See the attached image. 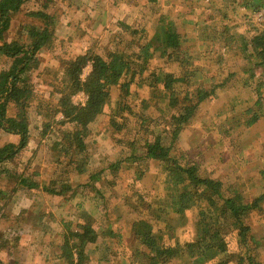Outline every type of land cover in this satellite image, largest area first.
Returning <instances> with one entry per match:
<instances>
[{"label":"trees","instance_id":"obj_1","mask_svg":"<svg viewBox=\"0 0 264 264\" xmlns=\"http://www.w3.org/2000/svg\"><path fill=\"white\" fill-rule=\"evenodd\" d=\"M121 1L117 0L118 5L124 6ZM59 2L70 7L73 0L0 1V61L3 63L0 71V198L6 199L5 204L0 202V211L8 209L13 197L24 188L43 185L65 196L70 191L72 197L83 192L84 199L89 197L86 191L92 190L108 205L99 186L101 182L105 184L104 172L111 170L119 176L125 169H133L127 165L130 162L138 166L133 171L137 179L142 180L151 167V164L141 166L142 162L152 161L169 191L168 203L156 194L152 201L155 212H174L175 220L170 223V218L157 212L158 220L152 223L145 218L148 211L135 219L132 236L138 244L136 261L131 264H170L174 257L178 263L182 260L187 264H263L261 242L250 221L252 212L264 201V192L250 197L245 183L212 175L187 150L179 148L181 130L199 115L202 103L214 96L216 89L198 85L186 94L176 89L177 75L191 74V54L185 34L176 22L167 15H160L155 24L128 25L127 32L119 33V42L112 41L103 48L92 47L72 55L70 41L58 34L61 13L55 10L54 4ZM228 2L234 8L244 6L251 14L264 13V0ZM23 11L26 19L21 27L26 40L12 39L9 35L14 17ZM251 27L253 35L251 43L245 46V53L251 61L264 66V20L259 24L254 21ZM43 52H50L57 60L55 66L46 68L49 78L46 92L38 90L34 75ZM163 56H177L178 71L163 70L155 62ZM89 64L92 71L84 80L82 75ZM141 84L148 86V97L140 95ZM81 91L90 94L86 104L73 99ZM254 91L258 95L255 105L264 113V82ZM154 103L165 117L166 126L158 131L151 128L153 122L157 128L163 123L147 113ZM32 107H36L43 118L41 136L53 133L54 151L64 156V160L55 162L54 177L45 179L43 184H40L42 180L27 177L19 166L11 163L33 139ZM245 112L253 115L247 126L256 123L261 115L251 104L245 106ZM106 114L110 116L113 135L129 132L138 135L129 143L127 155L99 169L89 149V139L93 125ZM58 125L63 127L60 134L56 129ZM2 131L19 136V142L7 141L9 136L2 135ZM27 207L22 217L13 218L22 221L29 212ZM7 217V214L0 216V222H6ZM93 222L94 217L90 215L75 224L63 219L62 239L57 243L55 259L62 264H89L90 245H99L100 238ZM179 226L183 231L177 236ZM8 231L14 237L19 233L13 229ZM106 232L103 246L109 251L113 247L111 241L119 239L121 231L109 224ZM10 239L12 237L0 230L2 243H9ZM140 255L144 258L137 262Z\"/></svg>","mask_w":264,"mask_h":264},{"label":"rangeland","instance_id":"obj_2","mask_svg":"<svg viewBox=\"0 0 264 264\" xmlns=\"http://www.w3.org/2000/svg\"><path fill=\"white\" fill-rule=\"evenodd\" d=\"M122 4L125 7L118 5L117 0H73L70 7L60 2L54 4L55 10L61 13L60 25L63 24L64 29H58L59 37L67 38L70 41V53L77 55L92 47L103 48L109 42H119V33L127 32L128 25L142 27L155 24L160 15L173 19L178 29L185 34L186 46L191 54V74H178L176 89L183 94L198 85L216 89V94L202 103L199 115L181 130L180 150H187L212 175L245 183L250 197L264 192V113H261L260 106L255 105L258 95L254 91L257 85L264 82V66L251 61L245 53V46L251 43L253 35L251 26L254 21L259 24L264 20V13L251 14L244 6L234 8L228 0H122ZM15 17V25L10 29L9 36L25 41L26 36L22 34L24 29L21 27L26 19L25 12ZM69 21L72 30L66 27ZM177 60V56H163L155 62L163 70L175 72L180 64ZM56 64L57 60L50 52H43L39 56L34 72L39 91L49 90L46 68ZM84 72L88 73L89 68L86 67ZM79 93L73 96L74 100ZM139 93L148 97V86L141 84ZM249 104L261 113L259 120L251 126L246 125L253 117L245 112V106ZM147 111L154 120L156 117L163 123L157 128L154 121L151 128L158 131L166 126L165 117L160 115L155 103ZM30 112L37 115L38 110L32 107ZM31 126L32 141L22 152L20 161L16 157L11 163L19 166L27 177L42 180L40 184H43L45 179L54 177L57 169L55 162L64 160V156L62 152L54 151L53 133L44 138L41 136L43 118L39 114L38 117L32 116ZM56 129L60 134L63 127L58 125ZM113 131L108 114L93 125L89 149L99 169L127 155L130 152L129 143L138 135L133 132L113 135ZM150 137L153 138V135ZM128 164L133 169H123L119 176L111 170L103 174L105 184L101 182L99 186L109 201L108 205L92 190L86 191L85 194L89 196L87 200L82 191V194L72 197V191L66 196L56 194L49 190L51 186L48 189L44 185L24 188L22 193L15 195L19 203L15 213L22 217V211L30 204L27 207L29 213L22 221L13 218L10 227L18 230L16 237L6 227V230L0 228L4 235L12 237L9 243L0 241L1 251L9 253L6 256L11 259L14 253L20 256L23 243L29 242L31 248L25 247L23 252V256L30 259L29 264H62L55 259L57 243L62 239V220H72L75 224L90 215L94 217L93 224L100 238L99 245H90L92 255L89 264H131L136 261L135 246L138 243L132 236V224L147 211L145 218L155 223L158 220L155 213L161 212H155V203L152 201L158 194L168 203L169 191L163 185V175H157V168L155 163L152 165V161L142 162L141 166L145 167L151 164L142 180H138L133 171L138 166L130 162ZM24 196L26 200L23 202ZM161 215L170 218V223L175 220L174 212ZM250 222L261 242L260 254L264 264V201L260 208L252 212ZM2 223L0 226H3ZM109 224L121 231V237L112 240L113 247L105 251L103 242ZM178 228L177 236L183 231V227ZM142 258V255L137 257V262ZM35 259L39 262L33 263ZM173 259L170 264H187L182 260L178 263L175 257Z\"/></svg>","mask_w":264,"mask_h":264},{"label":"crops","instance_id":"obj_3","mask_svg":"<svg viewBox=\"0 0 264 264\" xmlns=\"http://www.w3.org/2000/svg\"><path fill=\"white\" fill-rule=\"evenodd\" d=\"M1 1V0H0ZM15 19H16V17H14V20H13V23H12V26L13 25H15ZM63 24L62 25H60V27H59V30L62 28L63 29ZM66 27L67 28H69V29H71L72 30V28H71V23H70V21H69V23H67L66 24ZM64 30V29H63ZM66 34H67V31H66ZM71 34V33H70ZM65 36V35H64ZM3 61H6V57H3V59H2ZM3 69V63L0 61V71ZM32 116H34V117H38V113H37V115L35 114H31V122H32ZM40 117V116H39ZM31 130H32V126H31ZM1 134L2 135H8L9 136V138H8V140L7 141H12V142H15V143H18L19 142V136H17V135H12V134H9V133H6V132H4V131H2L1 132ZM21 155H23L22 154V152L21 153H19L18 155H17V161H20V159H21ZM15 197L16 196H14L13 197V199H12V201H11V204L9 205V208L7 209V211L5 210V209H2L3 210V212H1L0 211V216H2L3 214H7V221L6 222H3L2 223V225L3 226H0V228L1 229H3V230H6L4 227H6L7 228V230H11L12 229V227H10V225L13 223V216L14 215H19V213H15V211H16V206H18L19 205V203L16 201V199H15ZM26 200V198H25V196H24V198H23V202ZM0 202L2 203V204H5V202H6V199H3V198H0ZM20 205L22 206V203H20ZM13 207V208H12ZM14 213V214H13ZM29 213V212H28ZM28 213H27V215H28ZM26 215V216H27ZM10 216V217H9ZM25 247H27V248H31V245H30V243L29 242H27V243H23V246H22V250H21V252H20V256H19V254L18 253H14L13 254V256L12 257H15L16 256V258H12L11 257V259H17V260H11L10 258H9V256H6V255H9V253H7V252H3V251H1V248H0V264H9V263H11L12 261H14V262H12L11 264H15V263H17V264H29V258H26V256H23V252H24V248ZM28 257V256H27ZM39 262V260H37V259H35V261L33 262V263H38Z\"/></svg>","mask_w":264,"mask_h":264},{"label":"built area","instance_id":"obj_4","mask_svg":"<svg viewBox=\"0 0 264 264\" xmlns=\"http://www.w3.org/2000/svg\"><path fill=\"white\" fill-rule=\"evenodd\" d=\"M87 67L89 68V72H88V73H87V72H84V73H83L82 77H83L84 80H86L87 76L90 74V71H92V65H91V64H89ZM84 71H85V70H84ZM89 97H90V94H89L87 91H82V92H80V93L77 95V97H75V98H77V99L74 100V101H75L76 103L86 104L87 101H88V99H89Z\"/></svg>","mask_w":264,"mask_h":264}]
</instances>
